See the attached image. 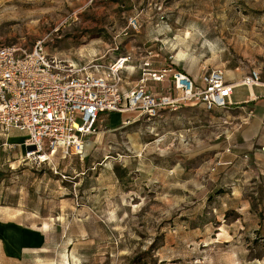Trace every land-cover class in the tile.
Segmentation results:
<instances>
[{
  "label": "rangeland",
  "instance_id": "rangeland-1",
  "mask_svg": "<svg viewBox=\"0 0 264 264\" xmlns=\"http://www.w3.org/2000/svg\"><path fill=\"white\" fill-rule=\"evenodd\" d=\"M39 41L71 64L150 49L194 79L264 81V0H0V45ZM239 116H108L66 158L0 127V264H264V162Z\"/></svg>",
  "mask_w": 264,
  "mask_h": 264
},
{
  "label": "built area",
  "instance_id": "built-area-1",
  "mask_svg": "<svg viewBox=\"0 0 264 264\" xmlns=\"http://www.w3.org/2000/svg\"><path fill=\"white\" fill-rule=\"evenodd\" d=\"M128 25L138 28L135 19ZM128 60L123 56L106 66L97 60L77 65L50 56L44 41L30 50L19 44L0 45V127L26 133L25 145L33 148L29 158H42L48 151L66 158L84 152V138L96 131L103 116L133 112L154 119L184 106L211 112L233 106L236 86H264L255 69L232 83L220 69L194 79L172 64L154 69L148 58L138 85L123 95L120 86ZM149 82L165 83L166 88L153 92ZM258 150L264 156V144Z\"/></svg>",
  "mask_w": 264,
  "mask_h": 264
},
{
  "label": "crops",
  "instance_id": "crops-1",
  "mask_svg": "<svg viewBox=\"0 0 264 264\" xmlns=\"http://www.w3.org/2000/svg\"><path fill=\"white\" fill-rule=\"evenodd\" d=\"M145 55H142L138 60L135 57V53H127L129 57L126 70L123 71V83L120 86V91L123 95H126L130 91H132L139 82L140 79V70L142 68V64L146 59H150L152 63V68L159 69L165 67L167 65L163 64L159 60V53L155 50L147 49L145 51ZM184 73V72H183ZM186 74V73H185ZM190 76V75H189ZM227 77V76H226ZM244 76H230L227 77V80L232 83L239 82ZM264 83V81H262ZM148 88L157 93H161L165 90V83H148ZM240 91L243 95L241 98H235L234 93ZM231 96V103L233 106L227 108V110H238L240 113V122L238 123V136L243 141H256L257 145L264 144V136H261L262 132H264V86L258 87H244V86H236L233 89ZM113 115H122L118 113H114L111 115L103 116L104 118ZM262 140V141H261ZM255 157L258 159H262L264 162V156L259 150L253 153Z\"/></svg>",
  "mask_w": 264,
  "mask_h": 264
},
{
  "label": "water",
  "instance_id": "water-1",
  "mask_svg": "<svg viewBox=\"0 0 264 264\" xmlns=\"http://www.w3.org/2000/svg\"><path fill=\"white\" fill-rule=\"evenodd\" d=\"M27 150L31 152L33 150V148L32 147H28Z\"/></svg>",
  "mask_w": 264,
  "mask_h": 264
},
{
  "label": "bare ground",
  "instance_id": "bare-ground-1",
  "mask_svg": "<svg viewBox=\"0 0 264 264\" xmlns=\"http://www.w3.org/2000/svg\"><path fill=\"white\" fill-rule=\"evenodd\" d=\"M226 76H227V74H226Z\"/></svg>",
  "mask_w": 264,
  "mask_h": 264
}]
</instances>
